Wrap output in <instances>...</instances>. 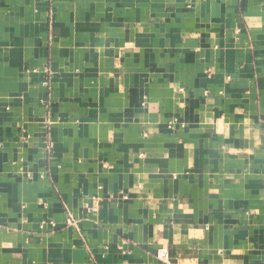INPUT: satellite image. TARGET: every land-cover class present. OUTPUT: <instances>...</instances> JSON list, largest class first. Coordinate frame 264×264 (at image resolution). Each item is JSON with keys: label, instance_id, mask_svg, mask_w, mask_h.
I'll return each instance as SVG.
<instances>
[{"label": "crops", "instance_id": "crops-1", "mask_svg": "<svg viewBox=\"0 0 264 264\" xmlns=\"http://www.w3.org/2000/svg\"><path fill=\"white\" fill-rule=\"evenodd\" d=\"M0 264H264V0H0Z\"/></svg>", "mask_w": 264, "mask_h": 264}, {"label": "built area", "instance_id": "built-area-1", "mask_svg": "<svg viewBox=\"0 0 264 264\" xmlns=\"http://www.w3.org/2000/svg\"><path fill=\"white\" fill-rule=\"evenodd\" d=\"M69 224H73V221L69 220ZM155 257L157 260H159L161 262H167L169 256H168V252L166 251V249L164 247H159L155 251Z\"/></svg>", "mask_w": 264, "mask_h": 264}]
</instances>
